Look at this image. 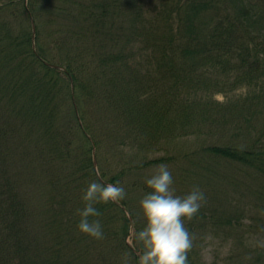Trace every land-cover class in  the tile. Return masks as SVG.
<instances>
[{
	"label": "trees",
	"instance_id": "obj_1",
	"mask_svg": "<svg viewBox=\"0 0 264 264\" xmlns=\"http://www.w3.org/2000/svg\"><path fill=\"white\" fill-rule=\"evenodd\" d=\"M145 1L134 0L123 43L119 0H0V264H138L130 230L146 226L139 202L161 164L175 195L199 186L205 196L185 220L188 264H207L217 224L246 218L219 219L207 203L229 182L238 191L241 169L263 219L264 0H156L150 11ZM44 14L61 34L51 49ZM93 181L126 190L95 205L101 240L77 230Z\"/></svg>",
	"mask_w": 264,
	"mask_h": 264
},
{
	"label": "clouds",
	"instance_id": "obj_2",
	"mask_svg": "<svg viewBox=\"0 0 264 264\" xmlns=\"http://www.w3.org/2000/svg\"><path fill=\"white\" fill-rule=\"evenodd\" d=\"M173 176L167 165H158L146 180L151 191L139 202L146 226L140 231L130 230L129 243L142 245L138 264H188V253L193 247V236L185 227L204 205L205 196L199 186H194L186 196L174 194ZM84 208L78 209L80 217L77 230L93 239L104 238L97 204L119 202L126 196L123 186L91 182L84 190ZM135 242V243H134Z\"/></svg>",
	"mask_w": 264,
	"mask_h": 264
},
{
	"label": "rangeland",
	"instance_id": "obj_3",
	"mask_svg": "<svg viewBox=\"0 0 264 264\" xmlns=\"http://www.w3.org/2000/svg\"><path fill=\"white\" fill-rule=\"evenodd\" d=\"M155 3L156 0H146L143 6L145 10L150 11L153 10ZM118 5L119 6H117L114 11L121 18H115L116 25L119 27L122 25L123 29L127 31L124 33L125 35H122L125 40L123 43H125L134 35V0H132V2H130V0H119ZM47 19L49 18L46 14L39 19V22H41V30L39 29L41 33L40 43L43 48L51 49L54 48L56 40L61 37V34H58V32L56 34L54 33L55 29L53 30L52 27H49L46 23ZM53 52L56 53L57 51L54 50ZM218 98L221 99L223 97L219 95ZM94 105L96 108L92 106V109H96L99 112V109H97L99 104ZM87 111L88 110H86V112ZM14 140L17 141L18 137ZM11 142H14L13 139ZM26 171L27 170H24L21 164V175L24 176ZM238 175L241 182L238 181L237 190L240 193L235 189L236 183H230L228 181L229 183L226 187L227 191H210L211 197L207 198L210 199V201L207 202L209 208L217 214L219 219L225 211L234 214L237 218L246 217L241 221V225L232 226L226 225L223 222L221 225L217 224V226L213 228V231L211 230L206 234L204 256L207 264H248V260L250 256H252L249 254V251L250 253L252 251L254 255L256 254V250L261 252L264 251V231L255 228L264 225V217L261 221L258 220V216L261 212L259 214L256 205L260 206V203L255 201L254 196L248 188L249 185L252 186L254 183L246 176L244 170L241 169ZM240 208L242 212L246 210L247 213H240ZM250 212H254V214L251 215L252 213ZM261 264H264V261H262Z\"/></svg>",
	"mask_w": 264,
	"mask_h": 264
},
{
	"label": "water",
	"instance_id": "obj_4",
	"mask_svg": "<svg viewBox=\"0 0 264 264\" xmlns=\"http://www.w3.org/2000/svg\"><path fill=\"white\" fill-rule=\"evenodd\" d=\"M34 33H35V27H34ZM95 168H97V162L95 160Z\"/></svg>",
	"mask_w": 264,
	"mask_h": 264
}]
</instances>
